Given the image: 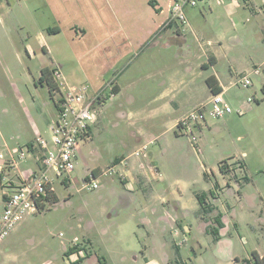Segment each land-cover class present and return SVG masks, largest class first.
<instances>
[{
  "label": "rangeland",
  "instance_id": "374dc122",
  "mask_svg": "<svg viewBox=\"0 0 264 264\" xmlns=\"http://www.w3.org/2000/svg\"><path fill=\"white\" fill-rule=\"evenodd\" d=\"M185 13L182 37L177 45L162 48L157 65L149 71H160L167 82L164 88L185 107L208 97V76L218 75L226 88L240 75H249L252 87L235 86L223 94L233 113L208 119L192 148L187 138L169 128L167 113L154 121L129 120L119 113L137 112L138 104L128 106L125 97L108 101L102 110L96 106L100 119L90 138L77 147L72 181L56 179L52 195L58 202L52 203L50 196L40 213L25 216L8 233L0 245V264H244L253 251L264 256V73L252 74L255 67L264 66V0H207ZM53 25L46 0H0L3 157L5 144L22 148L34 138L32 123L50 145L48 127L56 111L39 76L53 58L47 48V29ZM39 33L46 39L44 49L37 40ZM48 43L51 51L69 61L80 52L66 32ZM181 52L185 58H174ZM92 59L96 58L88 57L82 69L72 61L63 76L72 82L94 75ZM210 59L215 61L213 68ZM109 78L103 81L110 83ZM247 98L257 102L247 103ZM150 140L145 155L133 154ZM34 145L36 157L40 148ZM163 147L168 151L164 156ZM115 159L122 163L113 166ZM222 162L230 186H220L225 183L218 171ZM33 167L32 157L20 165L21 170ZM92 170L100 176L98 189H82ZM2 177L17 180L15 171H0V192L6 187ZM197 193H205L206 206L213 207L208 215L198 212ZM174 208L188 211L189 217L173 218L174 228L156 223L158 216L166 210L173 214ZM217 213L222 214L224 228L214 242L207 230L215 225ZM73 247L83 249L86 257L76 259L77 250L66 256Z\"/></svg>",
  "mask_w": 264,
  "mask_h": 264
},
{
  "label": "crops",
  "instance_id": "0c3cea01",
  "mask_svg": "<svg viewBox=\"0 0 264 264\" xmlns=\"http://www.w3.org/2000/svg\"><path fill=\"white\" fill-rule=\"evenodd\" d=\"M46 1L47 13L50 17L52 16L54 18L53 28L59 31L57 33L47 34V48L49 49L48 51L51 52L53 58L49 60L47 67H41V69L47 68L49 70L53 67H59L62 72L64 69L73 65L72 61H75L76 65L80 66L82 69V63H87L88 57L91 56L96 58L98 61L96 59L95 61L93 59L91 61L96 68V71L92 73L94 75L86 74L81 81L74 78L72 82H67L70 86L75 88H80L81 86L85 87L89 94L103 90L105 99L98 107L100 110L106 106L108 101L116 97H125L128 106L137 103L138 110L137 112H132L131 109L126 113H119L120 116L129 117V120L134 121H154L160 118L164 113H167L170 118L168 119L169 128L175 130V124L181 115L210 97L211 92L207 87L209 92L208 97L191 103L192 105L188 104L186 105L187 107L180 106V103H177L175 99L170 96V91L164 88L167 82L162 77L161 72L149 71L150 66L155 67L157 65L156 57H161L162 48H169L174 44L177 45V40L182 37L181 27L183 26L171 20L173 0H95V2L93 0ZM149 2H152L154 7L149 5ZM86 3L88 4L85 7ZM100 6H102L101 10ZM64 32L70 35L71 42L80 46V52L73 55L71 61L65 57H60L59 53L56 54L51 51L48 43L51 37L62 35ZM37 40L39 46L44 49L46 44L44 34L39 33L37 35ZM158 51V55H154ZM46 55H48V52L45 56ZM184 56V52L174 54V58L180 59ZM179 59L176 60V64L178 65ZM209 62L210 67L215 63L214 59ZM205 66L206 64L204 63L201 67L205 68ZM139 74H143L142 78L136 80L134 76H138ZM108 75L110 76V87H106L108 83L103 81ZM124 76H127L125 80H123ZM213 76L218 83L220 92L223 91L224 86L219 76L216 74H213ZM227 87L228 86H226V88ZM109 92H111V94ZM41 114L43 115V111H41ZM99 115L100 114L97 115L95 124L99 122ZM202 130L203 129H201L199 133H201ZM31 131L34 138L41 136L39 128L34 123H32ZM131 134L134 137L137 135L135 133ZM163 134L164 133H161L160 136L158 135L155 137V140L162 137ZM34 138L25 141L23 146H34ZM149 142L142 146H145ZM5 146L9 148L7 144H5ZM142 146H140V148ZM167 153V149L163 147L161 155L164 156ZM115 160L118 162L116 161L117 164L113 166L122 163L121 159ZM1 163L0 160V170ZM221 177L222 181L225 183H222L223 185L220 186H230L229 182L226 181V176L221 175ZM125 182H127L126 184L129 183L128 181ZM144 182L145 180H140L139 184L146 187L147 183L144 184ZM160 190L163 192L162 188H160ZM0 193V200L2 202V192ZM205 202H208V199ZM171 211L173 214H170L168 210H166L163 215L158 216L156 223H164V225L173 227L172 225H175L173 218H178L179 215L187 218L190 215L188 211H181L179 208L171 209ZM201 224H204V222ZM174 233L176 235L178 231Z\"/></svg>",
  "mask_w": 264,
  "mask_h": 264
},
{
  "label": "built area",
  "instance_id": "2783aa9c",
  "mask_svg": "<svg viewBox=\"0 0 264 264\" xmlns=\"http://www.w3.org/2000/svg\"><path fill=\"white\" fill-rule=\"evenodd\" d=\"M207 0H173L171 7V20L177 24L187 23L185 11L194 9L200 3ZM264 73V66L255 67L252 74ZM51 78L56 88L52 91V100L56 115L48 130L50 133V145L37 136L35 144L40 148V155L34 156V146L25 145L22 148L8 147L5 157L0 155L1 172L6 169L13 170L17 174V180L5 181V189L2 190V212L0 214V245L8 233L25 216L40 213L45 202L53 194L52 183L56 179L60 182L70 183V174L75 170L78 145L88 140L91 136V128L97 118V109L104 101V91L89 94L85 87L75 88L68 84L59 67L51 69ZM108 83L106 87H110ZM248 89L252 87L249 75L243 74L236 82H231L223 91L211 94L203 103L181 115L176 124L175 130L180 136L188 139L192 147H196V133L207 126L208 119H223L233 113L231 107L223 100L225 91L232 87ZM111 94V92H109ZM247 103L257 102L254 98H247ZM241 114L240 111L236 112ZM150 141L145 146L136 150L135 156L145 155ZM33 154V155H32ZM34 158V167L25 170L20 165ZM104 174V173H103ZM92 171L87 172L83 180L82 189L88 191L96 190L99 187L98 178ZM61 236V234H60ZM83 249L76 253L77 258H85Z\"/></svg>",
  "mask_w": 264,
  "mask_h": 264
},
{
  "label": "trees",
  "instance_id": "16d2710c",
  "mask_svg": "<svg viewBox=\"0 0 264 264\" xmlns=\"http://www.w3.org/2000/svg\"><path fill=\"white\" fill-rule=\"evenodd\" d=\"M242 1L247 2V0H242ZM149 5L154 7L152 2H149ZM58 31L59 30H57L55 28L47 29L48 33H57ZM210 61H213V59L210 60ZM212 63H211V65H212ZM39 83L46 85L47 90H48V95L52 99V97H53L52 96V91L56 88V86L52 82L51 69H49V70L47 68L41 69ZM205 83H206L207 87L209 88L211 94H215V93H219L220 92V88L218 87V83H217V81H216V79H215V77L213 75L208 76L206 78V80H205ZM261 91L264 94V85H263ZM116 161L117 160H114L113 165L117 164L118 161L117 162ZM218 171H219V173L221 175L226 176L227 173H228V168H227L226 163L222 162L221 164H219ZM92 172H93V175H96L94 170H92ZM62 183H64V182H62ZM216 187L217 186L215 185L214 188H216ZM195 198H196L197 203L199 205V211L203 215H208L209 213H211L214 210L212 206H206L207 205L205 203L206 195L204 193L195 194ZM50 200L52 201V203H57L58 202L56 196H54V195H51ZM213 222H214L215 226H213L211 228H208L207 233L211 234L213 236L214 242H217L220 239L219 231H220V229L224 228V225H223V222H222V214L221 213H217L215 215V217L213 218ZM72 250H77L76 252L79 251V249L77 247H73V248H70L69 250H67L65 255L69 256L70 254H73L74 252H72ZM176 251L178 252V249ZM81 260L82 259H79L78 261L80 262ZM244 264H264V256H260V255H258V253L256 251H253V252L250 253L249 258L244 260Z\"/></svg>",
  "mask_w": 264,
  "mask_h": 264
},
{
  "label": "flooded vegetation",
  "instance_id": "af4514ba",
  "mask_svg": "<svg viewBox=\"0 0 264 264\" xmlns=\"http://www.w3.org/2000/svg\"><path fill=\"white\" fill-rule=\"evenodd\" d=\"M96 121H97V118H96ZM96 121H95V122H96ZM94 124H95V123H94ZM214 226H215V225H214Z\"/></svg>",
  "mask_w": 264,
  "mask_h": 264
}]
</instances>
